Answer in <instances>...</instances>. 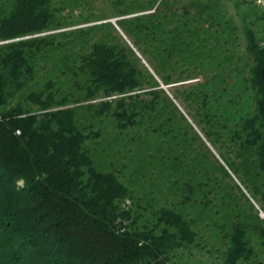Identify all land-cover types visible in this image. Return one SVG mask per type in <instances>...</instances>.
Returning a JSON list of instances; mask_svg holds the SVG:
<instances>
[{"label":"trees","instance_id":"16d2710c","mask_svg":"<svg viewBox=\"0 0 264 264\" xmlns=\"http://www.w3.org/2000/svg\"><path fill=\"white\" fill-rule=\"evenodd\" d=\"M191 1L196 13L224 12L222 0ZM151 2L150 9L155 6ZM55 20L52 0H15L7 13L0 12V264H171L176 254L194 245V222L175 208H163L153 224L141 225L132 186L115 170L98 165L90 147L101 136L93 131L92 118L110 116L120 128L133 130L153 116L148 113L156 109L157 83L149 75L153 84H145L151 89L145 94L152 99L139 108L134 100L145 86L141 60L122 43H96L81 61L85 97H122L86 107V118L81 107L69 108L67 98L57 96L56 81L36 89L40 68L64 49L65 43L54 40L66 33L45 35L57 27ZM129 23L124 31L134 39ZM149 24L143 23V31L155 35ZM192 24L194 32L200 30L198 19ZM183 27L189 29L187 23ZM148 48L139 49L156 57L152 43ZM246 54L242 73L249 71L250 79L244 82L256 105L253 115L241 116L234 132L243 147L255 149L264 171V45L253 30L246 35ZM149 64L166 84L175 83L162 76L161 62ZM226 79L215 74L204 83L198 114L203 108L217 110L215 104L230 107L241 102L243 94L236 85L228 87ZM213 117L218 118L217 113ZM126 202H132L131 209L124 207ZM244 239V230L235 228L223 264H248Z\"/></svg>","mask_w":264,"mask_h":264},{"label":"rangeland","instance_id":"374dc122","mask_svg":"<svg viewBox=\"0 0 264 264\" xmlns=\"http://www.w3.org/2000/svg\"><path fill=\"white\" fill-rule=\"evenodd\" d=\"M14 1L0 0V12L7 13ZM149 1L52 0L58 25L45 35L66 33L54 40L65 43V50L40 68L34 86L41 89L47 82L56 81L57 96L66 97L69 108L81 107V116L89 118L86 107L122 96L105 98L99 93L95 100H87L86 79L80 76L82 57L96 43H122L134 52L141 60L144 85L149 75L157 83L153 88L159 93L156 109L133 130L120 128L110 116L90 119L93 131L101 134L90 143L97 164L115 170L123 182L132 186L139 199L136 204L141 225L153 224L163 208H175L194 222L198 234L194 245L176 254L171 264H223L238 227L245 232L248 264H264V171L255 149L243 147L234 132L239 130L241 116L253 115L256 105L252 90L244 82L250 79L249 71L242 73V68L248 57V30H253L264 45V0H236L237 7L230 0H222L224 12H207L209 15L196 13L191 0H165L169 7L162 3L164 0H154L152 9ZM143 17V21H136ZM194 18L201 24L197 32ZM147 20L155 35L143 31ZM127 21L134 39L124 31ZM185 23L189 29L183 27ZM151 37L156 40L150 42ZM134 40L144 50L152 43L156 57L143 55ZM150 62H161L162 76L175 83L166 84ZM215 74L227 76L228 87L236 85L243 94L241 102L230 107L215 104L217 110L203 108L198 114L199 90ZM177 79L181 80L177 83ZM149 84H153L151 80ZM150 90L145 85L135 93L140 95L134 100L139 108L142 101L152 99L145 94ZM215 113L218 118L213 117ZM132 206V202H126L124 207Z\"/></svg>","mask_w":264,"mask_h":264}]
</instances>
